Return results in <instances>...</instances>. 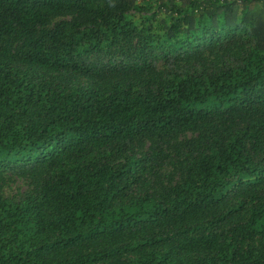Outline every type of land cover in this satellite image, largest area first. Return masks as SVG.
Listing matches in <instances>:
<instances>
[{"label":"trees","instance_id":"trees-1","mask_svg":"<svg viewBox=\"0 0 264 264\" xmlns=\"http://www.w3.org/2000/svg\"><path fill=\"white\" fill-rule=\"evenodd\" d=\"M6 171L38 181L0 195V264H264V0H0Z\"/></svg>","mask_w":264,"mask_h":264},{"label":"rangeland","instance_id":"rangeland-1","mask_svg":"<svg viewBox=\"0 0 264 264\" xmlns=\"http://www.w3.org/2000/svg\"><path fill=\"white\" fill-rule=\"evenodd\" d=\"M219 56V53L216 51L212 53L204 52V61H207L209 59H217ZM127 57V54L121 49V51L116 52V59L120 61H124ZM89 62H98L99 66H103V59L101 58L91 56L89 57ZM100 61L102 63H100ZM195 63L194 61L189 62H177L174 63L173 58L163 59L161 57H157L152 62V67L154 70L151 72L150 75H146L142 73L143 77H152L154 79H159L160 77L164 78L169 74L170 72H173L175 70L176 65L180 66V69H187L190 65ZM20 70H25L26 73L29 76H37V80L40 82H47L51 86H58L61 90L68 91L71 87L76 86L77 88H88V89H100L101 91L108 92L111 91L113 86L117 84L118 81H120L117 78L114 77H103L99 80V78H89L85 76H70L65 74H59L54 71H48L43 69H37L34 67H30L28 65H22L19 68ZM146 79L139 80V82L142 84ZM121 82V81H120ZM190 134L187 133L185 135H181L180 138H183L184 136H189ZM172 170V167L166 166L162 168L159 173V181L160 184H165L168 180V176L170 175V172ZM38 181V177L31 175V174H20L12 171H6L2 175H0V195L2 197H5L10 200L18 201L20 200L24 194L28 191H31L35 185V183Z\"/></svg>","mask_w":264,"mask_h":264}]
</instances>
